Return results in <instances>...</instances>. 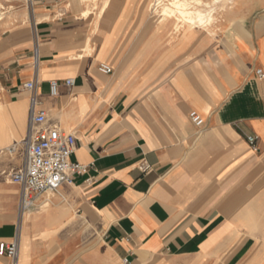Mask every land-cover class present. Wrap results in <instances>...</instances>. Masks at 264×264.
<instances>
[{"label": "crops", "instance_id": "crops-1", "mask_svg": "<svg viewBox=\"0 0 264 264\" xmlns=\"http://www.w3.org/2000/svg\"><path fill=\"white\" fill-rule=\"evenodd\" d=\"M70 1L0 0L2 101L26 108V136L37 74L40 108L89 167L22 221L20 188L0 183V243L20 235L16 264H264V0H240L243 23L215 35L161 26L152 0H110L102 15L105 0Z\"/></svg>", "mask_w": 264, "mask_h": 264}, {"label": "built area", "instance_id": "built-area-1", "mask_svg": "<svg viewBox=\"0 0 264 264\" xmlns=\"http://www.w3.org/2000/svg\"><path fill=\"white\" fill-rule=\"evenodd\" d=\"M171 0H156L153 4V11L162 10L170 5ZM30 7L34 5V0H26ZM38 52V42L35 47V54ZM98 71L104 76H110L113 68L100 63ZM260 79L264 78L261 70L257 71ZM40 80L37 74L33 79L23 85V90L30 94L29 100V121L27 134L21 145L11 146L0 155H7L14 158L21 153L22 166L18 169L0 172V177L4 176L10 184L20 188L18 217L22 221L23 216L35 209L36 201L44 195H57L64 186L75 184L77 177L85 176L89 172V167L83 166L78 162H73L71 157L76 151V138L74 135L66 133L59 126L50 123L46 110L40 108V98L37 93ZM65 86L73 88L75 79H67L63 83L52 81L50 83V96L57 97L60 88ZM191 121L197 126L204 125V119L197 113H191ZM249 144L257 151L256 144L258 139L250 137ZM21 150V151H19ZM150 166L142 163L139 169L143 173L150 171ZM20 248V237L9 242L0 243V256L8 258L12 264H16ZM125 264L128 263L125 260Z\"/></svg>", "mask_w": 264, "mask_h": 264}, {"label": "bare ground", "instance_id": "bare-ground-1", "mask_svg": "<svg viewBox=\"0 0 264 264\" xmlns=\"http://www.w3.org/2000/svg\"><path fill=\"white\" fill-rule=\"evenodd\" d=\"M89 1L91 0H83L82 3L83 4L90 3ZM97 1L98 0H93L92 3H97ZM224 1L226 0H212V2L209 3V2H205L204 0H172L170 2V5L164 6L162 10L160 11L159 10L155 11L154 13L155 15L152 18L158 17L157 22L159 24L168 22L170 19H173V18H176L177 20L180 21L182 18L188 23H190L191 25H197V27H202L206 25L208 26L215 20V16H214V12L216 11L215 6L221 4ZM195 4H198L197 6H202L204 8L198 9L196 12H193L191 11V9L193 8ZM109 5H110V0H105L104 5H103V10L100 15H102L106 11ZM71 6H72V3L70 2L68 6L69 9ZM177 15H180V17H178ZM89 16H90L89 10L83 13L84 18H88ZM228 20L233 25L243 23L242 21H236L233 18H229ZM0 21H2L1 14H0ZM36 60L38 62V58ZM2 98H3V95H2V92H0V146H3L11 141H17L18 138L25 139L26 137L25 136L26 108H23L17 111V108L11 105H6L2 101ZM17 113L22 115L20 129L18 132H17ZM15 146L18 147V145H15ZM59 194L60 192L57 195ZM52 197H53L52 195H45L44 198L41 200L42 202L38 204V208L43 204L44 205L50 204ZM30 212L31 211H28L25 215H27ZM25 215L23 216V218L25 217ZM20 241H21V237H20ZM0 257H4V256H0Z\"/></svg>", "mask_w": 264, "mask_h": 264}, {"label": "rangeland", "instance_id": "rangeland-1", "mask_svg": "<svg viewBox=\"0 0 264 264\" xmlns=\"http://www.w3.org/2000/svg\"><path fill=\"white\" fill-rule=\"evenodd\" d=\"M82 1L83 0H71L70 2L72 3V6L70 7V9H73L74 11H77L83 5ZM92 1L93 0H91L89 2L92 3ZM155 1L156 0H152V4H151V7H150L151 18L155 15L154 14L155 12L153 11V4H154ZM171 1H169V2H171ZM204 1L205 2H209V3L212 2V0H204ZM239 2H240V0H226V1L222 2L219 5H216L215 6L216 11L214 12L215 20L208 26L206 25V26H202V27H197V25H191L190 23H188L187 21H185L182 18H181L180 21L177 20L176 18H173V19H170L168 22L161 23L160 25L161 26H165V25H167L169 23H173L175 33L187 34L189 32H192L194 29H199V30H201V31H203L205 33H209L210 35H215V34H217L218 30H221V25H222L223 21L229 22L228 19L234 17V11H235L234 9L238 5ZM166 4L168 5V3H166ZM197 5L198 4H195L193 6V8L191 9V11L196 12L198 9H203L204 8L202 6H197ZM177 16L180 17V15H177ZM157 19H158V17H155L153 20H157ZM0 92H1V89H0ZM6 105H8V104H6ZM17 140H19V141H11V142L3 145V147H9L10 144L17 145V144L21 143L24 139L23 138H21V139L18 138ZM4 150H6V149H4ZM4 150H1V151H4ZM19 151H21V150H19ZM17 156H19V158H22L20 152H19L18 155L15 156L16 160H11L12 158L8 157L7 155H0V167L2 165L4 167H7V166H9L11 164L12 165H16L17 161H18L17 160ZM0 172H1V170H0ZM8 180L9 179H7L4 176L0 177V183H4L5 185L11 186V184L8 183ZM52 196H55V195H52Z\"/></svg>", "mask_w": 264, "mask_h": 264}]
</instances>
